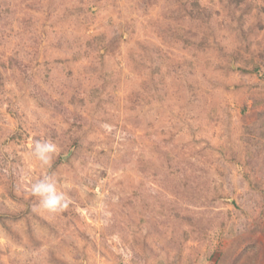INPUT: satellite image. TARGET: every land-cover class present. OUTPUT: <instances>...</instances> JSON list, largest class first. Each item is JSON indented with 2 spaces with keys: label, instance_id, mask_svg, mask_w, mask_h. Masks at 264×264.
Masks as SVG:
<instances>
[{
  "label": "rangeland",
  "instance_id": "374dc122",
  "mask_svg": "<svg viewBox=\"0 0 264 264\" xmlns=\"http://www.w3.org/2000/svg\"><path fill=\"white\" fill-rule=\"evenodd\" d=\"M0 264H264V0H0Z\"/></svg>",
  "mask_w": 264,
  "mask_h": 264
},
{
  "label": "clouds",
  "instance_id": "9594fccd",
  "mask_svg": "<svg viewBox=\"0 0 264 264\" xmlns=\"http://www.w3.org/2000/svg\"><path fill=\"white\" fill-rule=\"evenodd\" d=\"M56 152L57 146L54 143L37 140L30 156L39 161L42 167H51L53 154ZM69 187L67 184L61 185L55 175L51 174L36 181L31 187V193L39 198L42 208L56 212L68 206L69 200L64 189Z\"/></svg>",
  "mask_w": 264,
  "mask_h": 264
},
{
  "label": "trees",
  "instance_id": "16d2710c",
  "mask_svg": "<svg viewBox=\"0 0 264 264\" xmlns=\"http://www.w3.org/2000/svg\"><path fill=\"white\" fill-rule=\"evenodd\" d=\"M100 37V36H99Z\"/></svg>",
  "mask_w": 264,
  "mask_h": 264
}]
</instances>
